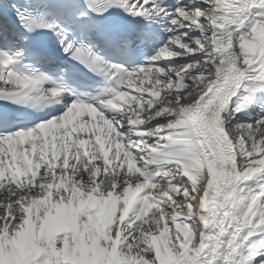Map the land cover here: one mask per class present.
Returning a JSON list of instances; mask_svg holds the SVG:
<instances>
[{
  "label": "snow or ice",
  "instance_id": "snow-or-ice-1",
  "mask_svg": "<svg viewBox=\"0 0 264 264\" xmlns=\"http://www.w3.org/2000/svg\"><path fill=\"white\" fill-rule=\"evenodd\" d=\"M37 2L52 20L0 19V99L60 102L67 89L38 67L75 81L61 53L108 86L28 127L0 112V264H264V116L232 123L241 109L229 106L246 78L264 111V0ZM112 7L145 22L101 25ZM36 32L54 39L32 46ZM147 47L144 66H121ZM25 58L31 72L17 66ZM158 87L163 98L146 100ZM79 133L98 152L81 154L90 141Z\"/></svg>",
  "mask_w": 264,
  "mask_h": 264
},
{
  "label": "bare ground",
  "instance_id": "bare-ground-1",
  "mask_svg": "<svg viewBox=\"0 0 264 264\" xmlns=\"http://www.w3.org/2000/svg\"><path fill=\"white\" fill-rule=\"evenodd\" d=\"M185 59H187V58H185ZM152 83H154V81H152L151 84ZM251 83L252 82L251 81H247L246 78L244 80H242L241 89H239L237 91V95L236 96H233L231 98V101H230V105L229 106L230 107H235V106L239 105V107L241 109V111H239L238 113H236V119L234 121H232V123H236L238 121L239 122H245V121L250 122L256 116H264V111H261L258 107H254L253 106L254 103H255V96L256 95H259V92L257 94L248 93V94L244 95L245 94V92H244V86L245 85H248V84H251ZM153 90L154 91H160V96H158V97H152L151 96V98H150V99H153V100H156V101H159L160 99H162L163 96L168 91L167 89H160L159 87L156 88V89H153ZM173 91H175V88H173ZM181 91H183V89H181ZM244 96H247L248 98L247 99H244ZM145 99L147 100L148 98H145ZM81 138L90 141L88 144H86L81 149V154H83V151L85 149H87L90 153L91 152H98V146L96 148H93V144L95 143V137H93V139H91V138L86 139V137H81ZM49 139L51 140V136H50ZM101 139L107 144V139H108L107 137H102ZM108 151H109V157L111 158L114 155V152H115V143H113L111 145V147L108 148ZM121 151H123V146L121 147ZM49 152H51V149L49 150ZM114 163H115V161H114ZM205 171H206V169H205ZM258 179H259V177L255 178L252 181H249L248 184L249 185H253L256 182V180H258ZM0 200H3V197L2 196H0ZM121 204H122V202H121ZM118 207H120V205H118ZM151 211H153V210H150L149 215L151 214ZM177 222L179 223L180 220L178 219ZM173 230H174V225L173 226H170V232H169V236L170 237L172 235V231ZM250 239H253V238H250ZM245 243H247V242H245ZM237 260L242 261L243 260V256H238L237 257Z\"/></svg>",
  "mask_w": 264,
  "mask_h": 264
}]
</instances>
